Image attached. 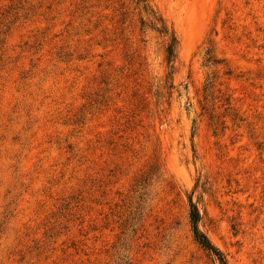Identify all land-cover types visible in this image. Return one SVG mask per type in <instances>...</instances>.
<instances>
[{
	"label": "rangeland",
	"instance_id": "374dc122",
	"mask_svg": "<svg viewBox=\"0 0 264 264\" xmlns=\"http://www.w3.org/2000/svg\"><path fill=\"white\" fill-rule=\"evenodd\" d=\"M147 1L178 40L170 98L129 0H0V264H217L190 203L226 264H264V0Z\"/></svg>",
	"mask_w": 264,
	"mask_h": 264
},
{
	"label": "trees",
	"instance_id": "16d2710c",
	"mask_svg": "<svg viewBox=\"0 0 264 264\" xmlns=\"http://www.w3.org/2000/svg\"><path fill=\"white\" fill-rule=\"evenodd\" d=\"M131 4L134 5L133 11L137 12L138 23H139V31L141 34H145L146 31H150L153 33L158 39H161L163 43V55L164 62L167 69V74L161 84L156 86L155 95L158 98L162 97L161 90H165V94L170 98L172 90L174 89L172 83V75L174 71V63L177 59V49H178V40L174 33V31L166 24L165 20L161 17V15L154 10L153 7L150 6L147 0H129ZM116 12L120 15V25L125 24V20L128 16V11L124 7V3L119 6V9ZM129 53L125 54V59H128ZM133 57L129 56L128 64L130 63ZM223 61L216 59L214 51L212 48H207L204 53L202 67L210 70V74H208L202 88L203 100L206 106H203L201 109L203 113L209 116L210 121L212 122L214 129H217L218 126V117L215 116L212 111L213 108H207L214 106L215 102H221V107L223 108L224 115L226 116L230 111H232L231 99L230 96L225 93H219L217 96L214 95V88L216 85V81L218 79L217 76V67L222 65ZM229 75L230 73H225ZM208 104V105H207ZM234 120L236 116L232 114ZM194 128V127H193ZM143 180L139 181L137 185L138 190L142 189L144 184H146V180L148 179V175L142 176ZM189 225L192 234L193 241L197 246H199L205 253L209 256L213 257L214 261L217 264H226V261L222 254L209 242L207 237L199 230L198 224L200 221V215L198 210L194 204H189Z\"/></svg>",
	"mask_w": 264,
	"mask_h": 264
}]
</instances>
